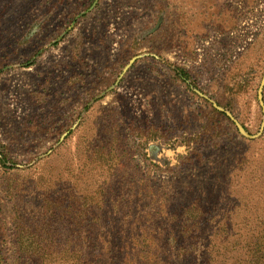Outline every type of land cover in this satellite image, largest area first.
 Wrapping results in <instances>:
<instances>
[{
  "label": "rangeland",
  "instance_id": "374dc122",
  "mask_svg": "<svg viewBox=\"0 0 264 264\" xmlns=\"http://www.w3.org/2000/svg\"><path fill=\"white\" fill-rule=\"evenodd\" d=\"M263 78L264 0H0V226L15 203L38 221L44 194L151 216L155 190L228 241L213 264L237 235L264 264Z\"/></svg>",
  "mask_w": 264,
  "mask_h": 264
},
{
  "label": "trees",
  "instance_id": "16d2710c",
  "mask_svg": "<svg viewBox=\"0 0 264 264\" xmlns=\"http://www.w3.org/2000/svg\"><path fill=\"white\" fill-rule=\"evenodd\" d=\"M44 195L39 198L38 221L35 215L19 211L18 204L13 205L8 228L3 224L0 229L4 235L10 232L15 252L10 259L0 255V264H213V252L220 250L222 244L224 248L229 245L225 240L213 248L210 241H198L193 237L199 231L197 222L188 220L197 212L194 206L173 211L154 208L158 198H162L155 190L145 196L153 205L146 206L153 211L151 216L123 210L127 199L124 194L112 195L117 205L108 208L103 204L106 198L98 193L68 202L58 197L53 202ZM161 220L168 225L158 226ZM228 235L231 238L229 232ZM236 237L232 243H240H234L227 264H240L237 260L245 243L242 237ZM200 243L202 256L195 254ZM0 244L5 246L4 238ZM184 244L194 247L190 253H186Z\"/></svg>",
  "mask_w": 264,
  "mask_h": 264
},
{
  "label": "water",
  "instance_id": "95a60500",
  "mask_svg": "<svg viewBox=\"0 0 264 264\" xmlns=\"http://www.w3.org/2000/svg\"><path fill=\"white\" fill-rule=\"evenodd\" d=\"M263 83H264V78H263V82H262V84H263ZM258 100H259V104H260V106L262 107V102H261V89H260L259 92H258ZM262 112H263V115H264V109H263V108H262ZM235 125H236L238 131L240 132V134H241L242 136H244V137L247 138V139H252V138H254L253 136H249L248 134H246V133L241 129V127H240L237 123H235ZM263 126H264V120H263L262 125H261V130H262Z\"/></svg>",
  "mask_w": 264,
  "mask_h": 264
}]
</instances>
